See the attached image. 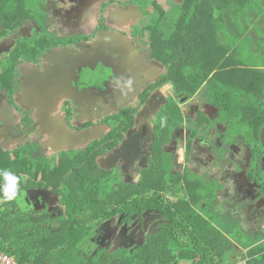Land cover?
Masks as SVG:
<instances>
[{"label": "trees", "instance_id": "1", "mask_svg": "<svg viewBox=\"0 0 264 264\" xmlns=\"http://www.w3.org/2000/svg\"><path fill=\"white\" fill-rule=\"evenodd\" d=\"M167 1L170 11L154 3L158 12L147 14L150 22L145 25L153 58L167 68L158 88L172 83L183 98L205 90L207 102L220 109L228 124L226 140L235 137L253 148L249 178L264 193V154L259 149L264 143V0ZM149 2L144 1L145 8ZM44 4L0 0V39L31 22L45 34L0 61V92L9 96L18 85L22 63H39L58 41ZM160 111L154 120L153 162L136 183L122 181L117 168L99 167L94 154L99 147L106 152L114 148L136 112L121 114L122 129L113 128L121 115L113 117L109 137L80 157H67L70 162L63 170L55 166V158L36 159L33 146L11 152L0 148V170L22 177L17 198L0 200V253L17 264H237L241 257L247 264H264L262 234L251 235L232 215L220 217L214 211L216 185L190 172L174 174L164 148L184 122L183 114L173 101ZM34 187L62 190L57 193L65 210L61 218L52 223L21 212V197ZM151 210L162 214L165 229L148 236L144 246L113 256L87 255L90 238L103 222L119 215L129 220Z\"/></svg>", "mask_w": 264, "mask_h": 264}, {"label": "flooded vegetation", "instance_id": "2", "mask_svg": "<svg viewBox=\"0 0 264 264\" xmlns=\"http://www.w3.org/2000/svg\"><path fill=\"white\" fill-rule=\"evenodd\" d=\"M74 1L76 0H62L59 5H55L57 9H53L51 3L48 0H44L45 12L48 18L47 24L51 25V33L55 34L58 41L53 44L50 51L41 57L39 63L24 62L20 66L22 72L26 69L29 71L33 68L39 70L40 82L35 89L37 91L39 89L43 91H38L39 93L35 94L36 97H33L37 99L33 100L37 103L32 104L27 102L29 92L25 91L27 89L23 90L21 88V77L11 96L0 92L3 95L1 97L6 96L10 103L8 110L4 111L0 109V114L5 113L4 121L7 134L14 133V136L19 137L18 133L33 129L32 136L34 138L46 139L45 137H49L51 140L53 139L50 145H45L46 147L48 145L50 148L52 147L53 153L49 156L46 154V148L41 147L40 141L36 143L29 141L23 147L33 146V156L36 159L39 156H43L47 160L55 158V166L62 168V170L66 169L70 162L67 157L72 159L74 155L84 154L92 145L104 141L109 137L111 133L109 122L113 117L115 118L116 111L111 113L112 111L109 112L105 109L106 107L93 104L92 102L94 100L92 101L91 97L97 93L101 94L104 89H110L112 86H116L117 88L118 86V89H116L118 90V94L114 98L112 96L111 99L114 102L112 105L113 108L117 106L116 101L121 94L125 96L128 94H138L139 96L136 101L139 102L137 105L140 104V108H137L133 116L132 126L126 129V131L121 132L122 136L118 144L108 152L102 151L99 147L95 150L94 154L98 155L96 160L99 167L107 170L117 168V172L122 181L136 183L140 181V172L151 166L153 162L154 155L152 148L155 141L156 128L154 120L161 112L160 109L164 103L166 101H173L181 110L184 122L174 129L172 140L166 143L164 150L166 152L167 150L174 149L179 152V150L184 149L187 160H185V165L179 166L178 160L181 162V158L174 156L172 153L173 162L171 163L174 174L183 175L185 172H190L195 178L202 179L206 184H215L217 187V204L219 205L220 198H218V194L222 191V187L219 186L218 174L222 173L230 165L234 166L239 163V159L233 154L236 151L233 153L230 151L236 145H238L237 147L244 146V150L247 149L248 154L251 155L249 164H252L253 148L241 142L240 139L237 140L235 137H233V142L226 140L229 132L228 124L222 118L220 109L207 102L205 90L201 91L204 102L201 101L200 103V101H195V97L198 94L192 98H183L179 95V91L174 88L172 83L158 88L160 80L167 73V68L153 58L152 48L148 42L149 33L145 31V25L150 22L147 14L154 15L158 12L154 3L164 12L168 13L170 11L168 1L161 0V3L158 0H148L150 1V5L145 8L144 1L142 0H108L98 10H95L96 7L93 3L95 0H82L81 3L78 1L75 3ZM89 1L93 3L92 6L89 4ZM172 1L176 2L177 0ZM119 12H121V15L127 21L116 18ZM51 15H54V17ZM29 25H34V27L38 28L41 37L37 36V41L45 37L43 31L34 22L15 29V31L8 30L9 35L0 39V57L2 53L7 57L5 59L7 60L17 49L24 50L26 46L25 41H35V38L26 32L29 29ZM60 25L63 26L60 28ZM3 27L6 31V26L4 25ZM60 29L61 31H59ZM105 33H116L123 39H128V44L123 40L116 39H112L110 42L109 39L107 42H104V39L101 41ZM12 37L19 38H17L15 48L10 50L7 41ZM140 40L146 42L144 48L147 51L144 50ZM94 45L96 46L94 47ZM92 47H94V50ZM80 53H84L86 56L89 55L88 63L84 64L87 66L85 68L83 67L84 65H79L76 59V56ZM136 62L138 67L134 69V63ZM115 63L116 66H119L118 73L112 66ZM101 77H104V79H101ZM169 85L173 88V96L166 98L162 91L166 92ZM46 92L48 93L44 94ZM155 95L162 98L161 103L157 107L152 103L149 104ZM17 100L22 105L24 104L28 110L36 108L38 110L36 117H33V111L26 112L24 109L21 110L17 106ZM206 107H209L207 113L205 111L207 109ZM90 108L93 109V114H91ZM128 109L127 111L133 112L130 107ZM139 109L141 111L145 109L142 115L137 114L141 112H139ZM215 110L218 112V119L214 120L213 114ZM122 113H119L117 117ZM55 126H58L60 129L63 127V131L59 132ZM62 136H64L66 141L71 142H60ZM178 138L183 141L177 142ZM77 140H83L82 142L84 143H80V145L77 143ZM184 141L186 143L184 144V148H182L181 144ZM8 143L13 144L9 140ZM9 144L5 145L7 146ZM171 146L174 147L172 148ZM23 147H17L16 145L11 147L10 145V149L12 150ZM77 147H84V149H74ZM259 149L264 154V143L259 146ZM191 152L195 158L201 156L206 167L211 168L213 166L212 171L208 174H202L200 171L197 172V170L194 171L195 166L193 160H188ZM225 153L230 155L226 156ZM62 161L63 163L61 164ZM118 161L123 165L122 167L118 165ZM191 162L192 167L190 166ZM121 169L123 174L120 173ZM247 177L248 185L251 188L248 185L243 187H246L244 191L248 195L246 196L248 205L246 206L241 202L238 208L240 211L247 210L246 214L249 219L248 221L252 224L251 228L254 230L257 229L262 234L261 224L264 218V201L262 203L259 202L264 199V193L259 190L258 185L251 182L249 171ZM31 190L24 193L28 198L25 196L23 199L27 204L33 206L30 209L31 213H34V211L38 212L39 218L33 216L35 219H47L53 223L57 217L61 218L64 215L65 210L61 205V196L57 194L63 193L60 188L58 191L53 187H34ZM257 195L259 199L255 202ZM170 200L177 201L173 196L170 197ZM253 204H256L258 208ZM218 205L214 208V211L220 217H225L230 214L226 213L221 215L219 211L222 208H218ZM260 208L263 209V212L258 211ZM248 210H254V212L248 214ZM22 213L26 215V212ZM230 215L233 216V214ZM162 218V214L158 211L151 210L142 216L136 214L129 220L126 219L125 215H119L110 221H105L93 232V236L90 238L91 246L87 249V255L93 257L99 252H106L107 255L113 256L122 251L132 252L144 246L148 236L159 233L163 228L165 229L163 225L166 222ZM233 218L239 221L241 227L244 228L243 220H241L240 216ZM151 220L153 221L150 222ZM116 222L119 225H124L125 228L120 229L114 227L112 230L108 229L109 232L107 233L106 227H109L110 224H117ZM135 228L138 231L134 230ZM142 234L145 235L146 239L144 244L132 247L134 244H137V241L139 243ZM115 243L118 249L114 252L115 248L113 244Z\"/></svg>", "mask_w": 264, "mask_h": 264}, {"label": "rangeland", "instance_id": "3", "mask_svg": "<svg viewBox=\"0 0 264 264\" xmlns=\"http://www.w3.org/2000/svg\"><path fill=\"white\" fill-rule=\"evenodd\" d=\"M76 1H78L80 3L82 2V0H80V1L79 0H76ZM76 1H74V2L77 3ZM107 1L108 0H95L93 2L94 3V6L96 7L95 10H98V8H100V6H102L103 4H105ZM142 1H146V0H142ZM158 1H161V0H158ZM177 1L182 5V3L179 0H177ZM48 2L51 3L53 9H57V6H55V5L56 4L59 5L62 2V0H48ZM93 3H91V1H89V4H91V6H92ZM161 3H162V1H161ZM169 3H171V1H169ZM171 4H173V3H171ZM150 11L153 12L152 9H150ZM51 16L54 17V15H51ZM99 18H100V16H99ZM62 26L63 25H60V28ZM28 28L29 29L26 32L28 34H30L33 38L38 39L37 36H40L41 37V34L38 31V28L34 27V25H29ZM59 31H61V29ZM17 38H19V37H12L11 39H9V41H7V45H8V47H9L10 50L11 49L13 50L15 48V45H16V42H17ZM130 41H131V39H130ZM140 41L142 42L143 48H144V46L146 45V42L145 41H142V40H140ZM144 50L147 51L146 48H144ZM1 55L2 56L0 57V60H5L7 58L6 56H4V54L1 53ZM21 74H22L21 81H20L21 88L23 90L27 89L25 91H28L29 92V96L27 98V102L32 103V104L37 103V102H34L33 101V100H37V99H35L33 97H36L35 94H38L39 92H42L43 91V90L39 89L38 90L39 92H38L35 89V87L40 82L39 81V77H40L39 70H36V69L33 68V69H30L29 71H27V69H26ZM47 93L48 92H46L44 94H47ZM1 96H3L2 93H0V107H1L0 109H2L4 111L5 110H8L9 109V105H10L9 99L6 96H4V97H1ZM16 103H17V106L21 110L24 109V111H26V112H32L33 111L34 112L33 117H36V115L38 114V110L36 108H32V109H29L28 110L24 106V104L22 105L18 100H17ZM137 114L138 115H142L141 112L140 113H137ZM17 118H19V117L17 116ZM121 118L122 119L119 120L120 121V124L118 126L113 127V128H117L118 129V128H120L122 126L123 121H124V115L121 116ZM0 128H1L0 129V132H2V130H4L6 128L5 121H1L0 120ZM121 129H122V127H121ZM121 129H120L119 132H121ZM153 129H154V127H153ZM32 130L33 129L27 130V131H25L23 133H18L19 134V137L18 136H14L15 135L14 133L8 134L7 135V139L9 140L10 143H13V144H9L6 141H0V148L1 149H4V150H7L8 152H11L12 149H9L10 148V145H11V147L14 146V145H16L17 147L18 146L19 147H23V146H26V144L29 141L30 142H33V143H36L37 141H40L41 147L42 148H46V150H45L46 151V154L48 156L49 155H52L53 150L51 149L52 147L51 148L49 147V145H50V142H53V139L51 140V138H49V137H45L46 139L34 138L32 136ZM0 137L3 138V135L1 134ZM13 137H16V138H13ZM48 138H49V140H48ZM181 139H182V137H181ZM181 141H183V140H180L178 138V141L177 142H181ZM185 143H186V141H184V143L181 144L182 148H184V144ZM5 144H9V145L6 146ZM47 144H49V145L46 147L45 145H47ZM171 147L173 148L174 146H171ZM74 149L80 150V149H84V147H77V148H74ZM244 149L245 148H243V151H245L246 153L243 152V151L239 152L240 150L239 151H236V153H233V150L230 151V152H232L237 157V159H239L240 161H242L243 164H245V168H244V171L242 173L238 170V173H237L238 175H235V168L233 167V165L232 166L230 165L228 168H226L225 170H223L222 173H219L218 174L219 186L222 187V191L218 194V198H220L219 199L218 208H220V207L222 208V210L219 211V213L221 215H224L226 213H230V214H233V217L240 216L241 217V220H243V227H244L243 229L245 231H247L251 235H256L258 233V231H257V229L254 230V229L251 228L252 224L248 221L249 219L247 218V214H246L247 213V210L240 211L239 208H238V205L241 202L244 203L246 206L248 205L247 198L245 200H243V199L236 200L235 199V197L239 195V192H242V191H244L246 189V187H243V186H247L249 184L247 175H248V171H249V163H250V157H251V155L248 154L247 149L246 150H244ZM172 153L174 154V156H179V158H181V162L178 160V165L179 166L185 165L186 154H185V150L184 149L183 150L182 149L179 150V152L175 151L174 149H171L169 151L167 150L165 152V159L169 160V163L170 162H173V154ZM198 153H200V152H198ZM238 154H240V156ZM225 155L226 156H229L230 154L225 153ZM76 156L77 157H80L79 154L74 155V157H76ZM194 158L195 157H193V153L191 152V154H189L188 160L189 159H191V161L193 160V163H194V166H195L194 169L196 168L197 172L200 171L202 174H208L209 172L212 171V167L213 166L210 168V167H205L206 165H201V164H204L203 161H202V157L200 159L199 158H195L194 159ZM118 165L120 167L123 166L120 163V161H118ZM190 166L192 167V162H191V165ZM123 168L125 169V167H123ZM120 173L123 174L122 169H121ZM117 177H118V175H117ZM249 188H251V187L249 186ZM23 196H26V195H23ZM37 200H39V202H41L40 199L37 198ZM255 202H257V201L255 200ZM25 203H26V201L23 199V197H21V201L18 204V207L20 208L21 212H26L27 217H31V218L38 217L39 216L38 215V212H35L34 211V213H31V210L30 209L33 206L30 205V204H27V203L25 204ZM1 205H2V202H0V206ZM253 205L258 208V206H257L258 203H257V205L256 204H253ZM28 211H29L30 214L28 213ZM248 211H249L248 214H251L252 212H254V210H248ZM258 211L259 212H263V209L260 208V210H258ZM33 216H35V217H33ZM152 221L153 220H151L150 222H152ZM114 227H117V228H120V229H124L125 228L124 225H119V223H117V224H115V223L114 224H110L109 227L108 226L106 227L107 228V233L109 232V230H112ZM150 227H152V226L150 225ZM150 227H149V229H150ZM147 229H148V227H147ZM134 230L138 231V229H136V228ZM145 240H146L145 239V235L142 234V238L139 239V243L137 241V244H134V246H132V247H136V246L143 245L144 242H145ZM106 245H107V243H106ZM110 246L112 247V245H110ZM113 247L115 248V250H114V252H115L116 249H118L117 248L118 246L115 243V244H113ZM239 251L240 252H243V254H245L247 252L246 250H243V249H239ZM92 255H93V252H92ZM241 259H242V257H241Z\"/></svg>", "mask_w": 264, "mask_h": 264}, {"label": "crops", "instance_id": "4", "mask_svg": "<svg viewBox=\"0 0 264 264\" xmlns=\"http://www.w3.org/2000/svg\"><path fill=\"white\" fill-rule=\"evenodd\" d=\"M129 14V13H128ZM116 18L118 19V20H124V21H127L125 18H124V16L123 15H121V12H119V13H117V15H116ZM108 38V39H116V40H123V41H125L127 44H128V39L126 40V39H123L121 36H119L118 34H116V33H105V34H103V36H102V38ZM120 45H121V43H120ZM124 45H126V44H124ZM85 64V63H84ZM84 64H81V65H84ZM135 64V67H134V69L135 68H137L138 66H137V62L136 63H134ZM113 66V68L115 69V71L118 73V68H119V66H116V63L115 64H113L112 65ZM120 73V72H119ZM121 74V73H120ZM161 75V74H160ZM101 79H104V77H101ZM137 83H138V81H137ZM138 84H140V82L138 83ZM123 88H125L124 86H123ZM116 89H118V86H117V88H116V86H112L110 89H104V91H102V93L100 94V93H97V94H94L91 98H92V101L94 100V102H92L93 104H95V105H101V106H103V107H106L105 109H107L109 112H111V113H113L114 111H116V116L119 114V113H122V112H124V111H127V110H129L128 109V107H130V109H131V111L133 110V112L135 111H137V108H140L139 106H140V104L139 105H137L139 102L138 101H136V99H138V94L137 95H135V94H128L127 96H125V95H122L121 94V96L118 98V100L116 101V104H117V106H115L114 108H113V101L111 100L112 99V96H113V98H114V96L116 95V94H118L117 93V91L118 90H116ZM116 90V91H115ZM124 90V89H123ZM125 91V90H124ZM114 93V94H113ZM162 93H163V95L167 98V97H171V96H173V88L169 85L168 87H167V89H166V92L165 91H162ZM202 97H203V95H202V92H200L196 97H195V101H200V103H201V101H203L202 100ZM160 101H162V98H159L158 96H154L151 100H150V102H149V104L150 103H152V104H154V106H159V104L161 103ZM204 102V101H203ZM202 105V104H201ZM203 105H205V104H203ZM138 106V107H137ZM147 108V107H146ZM207 109L205 110L206 111V113H207V111H208V109H209V107H206ZM90 111L92 112L91 114H93V109H91L90 108ZM141 111V109H139V112ZM144 111H145V109H144ZM144 111L142 110L141 111V113H144ZM210 111V110H209ZM208 116V115H207ZM213 119L215 120V119H218V112L215 110L214 111V114H213ZM0 120L1 121H4L5 120V113H3V114H0ZM55 128H56V130H58L59 132L60 131H63V127H61V129L58 127V126H55ZM1 129V128H0ZM1 134L3 135V138H1L0 137V141H6V142H8V139H7V132H6V129H4V130H2V132H0V136H1ZM10 134V133H9ZM83 140H77V143L78 144H80V143H84V142H82ZM57 142H59V141H57ZM60 142H68V143H70L71 141H66L65 139H64V136H62L61 138H60ZM81 145V144H80ZM238 145H236V147H233V152H235V151H239V152H241V151H243V147L244 146H240V147H237ZM10 149V148H9ZM201 149H205V148H201ZM3 151L4 152H6L7 150H4L3 149ZM13 151V150H12ZM243 152H245V151H243ZM239 156H240V154H238ZM198 158L200 159L201 158V156H198ZM201 161V160H200ZM201 165H204V164H201ZM194 167V166H193ZM206 167V166H205ZM234 168H235V175H238L237 173H238V170L242 173L243 171H244V168H245V164H243L242 163V161H240L239 160V163H237L236 165H234L233 166ZM251 167V164H249V168ZM241 168V169H240ZM193 169V168H192ZM194 171L196 170V168L195 169H193ZM198 175H200V174H198ZM260 194V193H259ZM246 196H248L247 195V193L245 192V191H242V192H239V195L238 196H236L235 197V199L236 200H238V199H243V200H245L246 199ZM257 200L256 201H258V199H259V196L257 195V198H256ZM262 201H264V199H262L259 203H262ZM264 218H263V220H262V224H261V231H262V236L264 237Z\"/></svg>", "mask_w": 264, "mask_h": 264}, {"label": "clouds", "instance_id": "5", "mask_svg": "<svg viewBox=\"0 0 264 264\" xmlns=\"http://www.w3.org/2000/svg\"><path fill=\"white\" fill-rule=\"evenodd\" d=\"M130 83V82H129ZM22 177L15 175L10 170H0V200L9 202L15 200L19 194V184Z\"/></svg>", "mask_w": 264, "mask_h": 264}, {"label": "built area", "instance_id": "6", "mask_svg": "<svg viewBox=\"0 0 264 264\" xmlns=\"http://www.w3.org/2000/svg\"><path fill=\"white\" fill-rule=\"evenodd\" d=\"M0 264H17L16 261L5 254L0 253ZM237 264H247V261L239 259Z\"/></svg>", "mask_w": 264, "mask_h": 264}, {"label": "water", "instance_id": "7", "mask_svg": "<svg viewBox=\"0 0 264 264\" xmlns=\"http://www.w3.org/2000/svg\"><path fill=\"white\" fill-rule=\"evenodd\" d=\"M104 39V42H107L108 41V38L106 37V38H101V41ZM112 40V39H111ZM110 39H109V42L111 41ZM100 41V42H101ZM99 42V43H100ZM98 43V44H99ZM98 44H96V45H98ZM96 45H94V47L96 46ZM87 47V46H86ZM94 47H92L93 48V50H94ZM89 49V48H88ZM96 52V51H95ZM76 59H77V61H78V63H79V65L80 64H84V63H88V60H89V55H87L86 56V54H82V53H80V54H78L77 56H76ZM84 68L85 67H87L86 65H84L83 66ZM81 70V69H80Z\"/></svg>", "mask_w": 264, "mask_h": 264}]
</instances>
